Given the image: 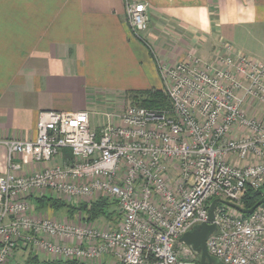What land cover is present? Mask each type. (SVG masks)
<instances>
[{"label":"built area","instance_id":"1","mask_svg":"<svg viewBox=\"0 0 264 264\" xmlns=\"http://www.w3.org/2000/svg\"><path fill=\"white\" fill-rule=\"evenodd\" d=\"M125 14L144 41L146 4L125 0ZM221 49L206 59L189 53L171 65L155 58L170 111L129 104L92 126L88 111L42 110L34 139H0L7 150L0 264H18L12 257L19 243L89 264L106 255L116 264H197L179 238L200 223L214 224L205 245L222 263L264 264V203L242 214L216 202L214 218L208 216L213 199L241 207L245 190L264 184V63L228 42ZM64 149L69 162L21 172ZM169 168L177 170L174 188ZM41 191L69 203L105 196L116 202L120 221L111 227L33 218L27 197Z\"/></svg>","mask_w":264,"mask_h":264},{"label":"crops","instance_id":"2","mask_svg":"<svg viewBox=\"0 0 264 264\" xmlns=\"http://www.w3.org/2000/svg\"><path fill=\"white\" fill-rule=\"evenodd\" d=\"M134 1L146 4L144 41L126 22L125 0H0V139H34L42 110L88 111L91 123L97 115V126L124 108L128 91L162 88L156 87V57L168 65L189 53L206 59L228 42L264 63V0ZM66 154L23 165L21 172L65 164L71 159ZM6 156L0 143V173ZM42 192L27 197L33 218L82 222L80 213L70 216L64 208V214L37 208L35 196L57 198ZM25 254L17 250L14 257ZM92 264L116 261L106 255Z\"/></svg>","mask_w":264,"mask_h":264},{"label":"trees","instance_id":"3","mask_svg":"<svg viewBox=\"0 0 264 264\" xmlns=\"http://www.w3.org/2000/svg\"><path fill=\"white\" fill-rule=\"evenodd\" d=\"M126 99L135 101L136 105L152 109L171 110V103L164 93L162 88H150L142 90H130L126 93ZM66 155H70L68 149H64ZM264 197V184L259 189L247 188L241 197L240 205L242 208H250ZM33 201L37 208L59 210L64 208L70 216L78 213L82 216V221L87 223H95L96 219L103 217L111 220L112 217H121V212L112 209L115 201L110 200L105 196H98L95 200L80 201L78 203H68L61 198H54L47 195L35 196ZM17 250H24L26 252L22 264H89L84 261L76 259H58V258H40L31 246L21 245L15 246L12 260L15 261V253ZM18 263V262H16ZM20 264V263H18Z\"/></svg>","mask_w":264,"mask_h":264},{"label":"water","instance_id":"4","mask_svg":"<svg viewBox=\"0 0 264 264\" xmlns=\"http://www.w3.org/2000/svg\"><path fill=\"white\" fill-rule=\"evenodd\" d=\"M216 202H223L231 207H234L242 214H249L259 205L264 203V197H262L257 203L250 208H242L233 203L221 200L213 199L208 207V216L212 220L214 218V208ZM215 229L214 224L200 223L191 227L188 231L183 233L179 240L187 245L192 253L198 257V264H224L214 256L210 255L206 249V239L210 233Z\"/></svg>","mask_w":264,"mask_h":264},{"label":"rangeland","instance_id":"5","mask_svg":"<svg viewBox=\"0 0 264 264\" xmlns=\"http://www.w3.org/2000/svg\"><path fill=\"white\" fill-rule=\"evenodd\" d=\"M159 86H161L162 87V82H161V80H160V78H158L157 77V84H156V87H159ZM134 103H136L135 101H131L130 99H126V101L123 103V105H124V108L127 106V105H129V104H134ZM107 110V112H108V110L109 109H106ZM105 110V111H106ZM97 120H98V117H97V115H95V116H92V126H95L96 125V123H97ZM94 123V124H93ZM166 173V172H165ZM167 174H168V176L166 175V179H167V181H168V183H169V185L171 186V187H176L177 186V183H178V181H177V170L176 169H170L169 168V170H167ZM42 193H45L44 191L42 192ZM88 197V196H87ZM59 198V197H58ZM96 198H98V197H93V198H87V200H85V201H91V200H95ZM81 198H79V200H80ZM78 200V201H79ZM69 203V202H68ZM112 209H114V210H118V206H117V204H114V205H112ZM65 210H60V212H62V214H64L65 212H64ZM121 218V217H120ZM120 218H118V217H112V219L111 220H107L106 218H103V217H100V218H98V219H96V221H95V223H98V224H103V225H109V226H111V227H115L117 224H118V222L120 221ZM67 220H70V219H68L67 218ZM15 261L16 262H18V263H20V264H22V262H23V258H17V259H15Z\"/></svg>","mask_w":264,"mask_h":264},{"label":"flooded vegetation","instance_id":"6","mask_svg":"<svg viewBox=\"0 0 264 264\" xmlns=\"http://www.w3.org/2000/svg\"><path fill=\"white\" fill-rule=\"evenodd\" d=\"M196 259H197V264H198V257L196 256Z\"/></svg>","mask_w":264,"mask_h":264}]
</instances>
